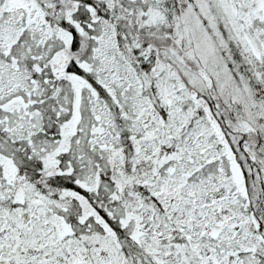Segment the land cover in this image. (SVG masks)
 I'll return each mask as SVG.
<instances>
[{"label": "snow or ice", "instance_id": "1", "mask_svg": "<svg viewBox=\"0 0 264 264\" xmlns=\"http://www.w3.org/2000/svg\"><path fill=\"white\" fill-rule=\"evenodd\" d=\"M0 264H264V0H0Z\"/></svg>", "mask_w": 264, "mask_h": 264}]
</instances>
